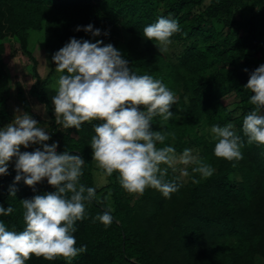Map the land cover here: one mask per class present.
Here are the masks:
<instances>
[{
    "label": "trees",
    "instance_id": "16d2710c",
    "mask_svg": "<svg viewBox=\"0 0 264 264\" xmlns=\"http://www.w3.org/2000/svg\"><path fill=\"white\" fill-rule=\"evenodd\" d=\"M160 16L180 25L166 53L143 36L144 27ZM88 24L101 35L76 30ZM32 37L39 45L35 49ZM72 37L111 43L138 75L161 80L177 102L168 121L154 117L153 130L167 134L164 145L173 146L176 154L191 149L214 168L213 175L202 178L190 164L185 181L174 166L164 165L166 180L180 185L170 198L152 188L135 197L122 188L117 173L105 175L92 160L89 145L93 124L99 121L85 122L79 131L55 122L48 91L56 75L52 55ZM14 39L33 61L35 82L29 93L53 120L47 143L58 142V152L80 155L85 160L80 183L96 189L87 218L76 223L73 233L76 246L86 245V252L70 262L33 255L26 264H264V145L249 144L242 130L243 118L253 107V93L245 85L250 73L264 64V0H0V128L13 119L6 100ZM178 43L186 46L173 50ZM44 56L51 58V70L42 78L38 68ZM20 97L37 117L21 86ZM227 123L235 126L242 143L243 159L238 161L214 155L211 126ZM34 149L31 145L21 151ZM14 164L13 159L9 175L0 176V204L11 205L14 212L0 215V221L9 230L21 231V200L54 189L44 179L34 192L22 179L14 185L16 195H9ZM108 209L111 225L93 221Z\"/></svg>",
    "mask_w": 264,
    "mask_h": 264
},
{
    "label": "clouds",
    "instance_id": "9594fccd",
    "mask_svg": "<svg viewBox=\"0 0 264 264\" xmlns=\"http://www.w3.org/2000/svg\"><path fill=\"white\" fill-rule=\"evenodd\" d=\"M76 30L101 35L92 24L77 26ZM179 31L176 19L160 16L144 27L143 36L155 41L160 53H166L171 37ZM52 61L60 74L51 88L55 92L51 100L56 124L79 131L85 122L99 121L93 124L95 134L89 143L92 160L105 175L117 173L125 191L142 195L152 188L170 198L180 185L166 180L168 168L162 165L172 167L177 162L195 165L192 172L202 178L213 175L214 168L193 156L191 149L185 148L177 158L176 149L164 145L167 134L153 130V119L159 116L166 122L173 116L175 94L152 75L133 71L113 44L72 37L52 55ZM245 87L253 93L249 100L253 107L243 118L242 130L249 144L264 145V64L250 73ZM38 125L28 112H22L0 128V176L9 175V163L15 160L16 175L9 195H16L14 185L22 179L34 192L44 179L54 189L21 200L23 230H9L0 221V264H26L33 255L48 261L63 257L70 262L87 250L86 245L76 246L73 235L76 223L87 218L88 204L96 198L94 187L80 183L85 160L66 149L58 152V142L47 143L50 134ZM234 127L232 123L211 126L216 157L243 159L242 143ZM31 145L40 147L21 151ZM111 211L97 214L93 221L108 227L113 222ZM13 212L11 205L0 204V215Z\"/></svg>",
    "mask_w": 264,
    "mask_h": 264
},
{
    "label": "rangeland",
    "instance_id": "374dc122",
    "mask_svg": "<svg viewBox=\"0 0 264 264\" xmlns=\"http://www.w3.org/2000/svg\"><path fill=\"white\" fill-rule=\"evenodd\" d=\"M33 33L31 34V36ZM34 36V35H33ZM34 38H38L35 37ZM32 37V46L35 49L36 41ZM12 43L14 45V48L16 49V54L11 58L9 62V72L11 77V89L7 96L6 100V106L8 108V111L12 113L13 119L15 115L22 114V112H28L25 109V106L22 103V98L20 97V86L23 89L25 95L27 96V99L30 103L31 110L34 114L37 115V117L32 116L34 119L39 121V127H42L48 130L50 124L53 122L50 113L46 109L45 105L40 103L38 99L34 96H32L29 93V89L32 86V84L35 82V77L32 71L33 61L32 59L21 49L20 43L18 40H12ZM190 44V43H188ZM186 46L184 43H178L172 47V49H183ZM171 46L169 45L168 48ZM38 49V47H37ZM36 52V50H34ZM37 54V53H36ZM39 73L42 78H45L49 71L51 70V58L49 59V56L41 57L40 63H39ZM59 73L56 72L55 79L52 81V83L48 86V91L50 94V99L53 95H55L53 88L56 85V81L58 80ZM52 102V100H51ZM16 109H20V113H16ZM29 113V112H28ZM12 119V121H13ZM62 127V126H61ZM63 128V127H62ZM48 132V131H47ZM39 147V145H35V148ZM181 154H176L177 158H179ZM176 169V172L180 175V177L187 181L188 175L185 176L183 173L184 171L188 172L189 165L185 166L182 164H179L178 162L173 165ZM164 167V165H162ZM140 194H135V197H139Z\"/></svg>",
    "mask_w": 264,
    "mask_h": 264
}]
</instances>
